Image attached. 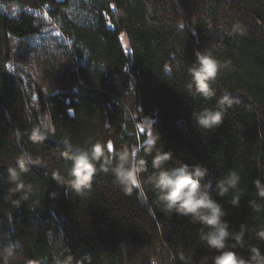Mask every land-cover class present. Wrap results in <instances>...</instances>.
Listing matches in <instances>:
<instances>
[{
	"label": "trees",
	"instance_id": "obj_1",
	"mask_svg": "<svg viewBox=\"0 0 264 264\" xmlns=\"http://www.w3.org/2000/svg\"><path fill=\"white\" fill-rule=\"evenodd\" d=\"M146 1L152 4L151 18ZM32 11L47 14L77 58L74 90L47 94L34 87L53 129L43 140L32 139L36 113L7 68L11 38L41 33ZM219 29L218 50L210 47L209 33ZM205 48L230 62L212 82L211 99L186 88L195 50ZM225 93L234 102L223 123L215 130L197 127L193 112L215 107ZM145 117L152 118L150 131L140 132ZM155 132L165 150L174 152L168 166L203 164L213 182L230 171L240 175L239 206L228 202L232 192L217 197L233 227L264 223V200L252 183L257 176L264 180V0H0V246L18 241L21 264H53L59 244H67L77 258L89 255L90 264H125L124 245L191 250L196 261L211 257L212 250L199 242V225L153 203L151 157L143 193L124 191L110 174H97L83 195L66 192L53 179L54 172L67 176L71 166L65 138L74 145L111 141L116 151L142 145ZM23 152L43 164L23 177L31 192L15 207L12 200L21 193L9 191L14 185L7 182V169ZM250 199L260 205L258 211ZM245 242L257 243L249 237ZM236 251L246 255L244 248Z\"/></svg>",
	"mask_w": 264,
	"mask_h": 264
},
{
	"label": "clouds",
	"instance_id": "obj_2",
	"mask_svg": "<svg viewBox=\"0 0 264 264\" xmlns=\"http://www.w3.org/2000/svg\"><path fill=\"white\" fill-rule=\"evenodd\" d=\"M183 28V24L179 25ZM195 60L188 68L190 80L186 84L191 95H198L204 99L215 97L216 91L211 86L218 74L229 66L228 61H221L210 48L195 50ZM35 66H31L32 70ZM42 69L35 68L33 75L39 79ZM233 99L225 93L216 101V106L204 107L193 112L197 127L205 130H215L224 121L227 110L232 106ZM39 108V104L35 105ZM46 111V110H45ZM71 112V110H69ZM50 121L42 119L32 129L33 140H43L52 133ZM67 158L71 161L67 176L60 172L53 173V179L77 195H83L91 190L94 177L99 173L111 175L114 183L124 191L131 193L134 188L143 193L141 187L142 176L148 171L149 159L153 173L150 176L151 190L154 194L153 203L166 214H173L179 218H187L189 222L200 226L199 242L211 249V257L203 255L196 261L195 253L191 250L178 253L169 252V264H264V223H240L233 227L226 217L227 210L217 197H227L233 193L228 201L233 206H239L242 190H239L240 175L230 171L226 176L216 179L209 178V168L203 164L190 165L183 161L171 166L173 160L172 149L165 150L159 132L150 134L137 147L112 151L111 141H96L83 145H74L70 138L63 141ZM142 152L143 155L139 153ZM42 158L33 156L29 152L21 153L13 166L7 169V182L14 185L9 191L21 193L19 199L12 200L15 207H19L22 200H28L31 187L25 184L23 177L34 166H41ZM264 170V169H261ZM0 178H3L0 176ZM207 178V179H206ZM256 195L264 200V180L257 176L252 181ZM215 193V195L213 194ZM53 196L56 193H52ZM254 210L260 205L254 199L249 200ZM255 239L257 243L247 244L245 238ZM59 251L53 257V264H90L91 257L87 254L77 258L67 244H59ZM237 247L244 248L246 255L236 251ZM18 241L11 240L0 246V264H21L23 256L19 250ZM32 264V262H30ZM151 264H158L153 258Z\"/></svg>",
	"mask_w": 264,
	"mask_h": 264
},
{
	"label": "rangeland",
	"instance_id": "obj_3",
	"mask_svg": "<svg viewBox=\"0 0 264 264\" xmlns=\"http://www.w3.org/2000/svg\"><path fill=\"white\" fill-rule=\"evenodd\" d=\"M149 18L155 16L152 4L145 2ZM33 12V11H32ZM41 22V33L35 36L16 39L11 38V56L7 64L10 74L21 81L29 99L30 107L35 111L38 122L42 119L48 120L46 112L42 111L39 105L34 87H40L45 93L52 94L75 89V79L72 71L76 67V55L70 56L66 40L58 28L52 23L44 11H34ZM212 36L210 47L220 49L222 42V29L209 33ZM35 66L29 70L31 66ZM35 68L42 69V74L37 79L33 72ZM39 104V103H38ZM49 121V120H48ZM152 118L145 117L137 128L140 132L150 131ZM177 127L182 131L184 126L177 122ZM141 186L145 187L144 183ZM126 254L125 264H151L156 258L158 264H169L168 254L163 247L139 248L131 245H124Z\"/></svg>",
	"mask_w": 264,
	"mask_h": 264
}]
</instances>
